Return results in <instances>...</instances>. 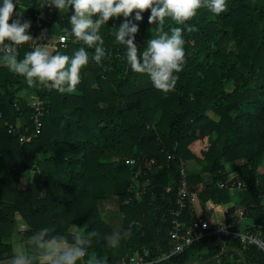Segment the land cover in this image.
Listing matches in <instances>:
<instances>
[{
    "label": "trees",
    "instance_id": "obj_1",
    "mask_svg": "<svg viewBox=\"0 0 264 264\" xmlns=\"http://www.w3.org/2000/svg\"><path fill=\"white\" fill-rule=\"evenodd\" d=\"M44 2L21 0L28 14ZM149 12L138 22V52L174 27L183 30L185 64L167 93L128 65L126 46L114 35L123 16L102 25L106 56L96 63L94 48L88 49L89 63L71 92L38 81L29 87L0 60V264L10 262L15 251L8 239L16 233L31 242L38 264L43 229L44 240L73 241L76 234L89 240L78 264H117L136 254L149 264H264V251L233 237L206 238L170 255L175 244L169 236L180 157L203 164L190 172L189 184L205 218L235 199L218 184L229 180L239 196L226 220H239L236 210L243 207L241 224L264 235V0H226L219 15L201 7L185 24L168 17L163 25L150 24ZM71 14V7L58 9L46 27L47 36H69L67 46L53 54L72 56L85 46L68 34ZM30 42L22 44L18 60L33 50ZM33 98L46 103L43 131L35 138ZM22 136L30 141L22 142ZM162 149L176 156L168 168H158L167 162ZM226 164H234V178ZM113 200L124 217L114 248L106 239L114 230L100 209V203ZM184 219L191 223L198 217L186 210Z\"/></svg>",
    "mask_w": 264,
    "mask_h": 264
},
{
    "label": "clouds",
    "instance_id": "obj_2",
    "mask_svg": "<svg viewBox=\"0 0 264 264\" xmlns=\"http://www.w3.org/2000/svg\"><path fill=\"white\" fill-rule=\"evenodd\" d=\"M50 5L59 10L71 7L68 34L82 41L86 47L81 46L72 56L52 54L47 48L36 47L18 60L15 46L31 39L28 32L31 22L23 19L21 0H0V60L9 70L23 76L29 87H36L38 81L45 88L61 93L75 90L80 83L81 69L90 60L88 49L94 48L91 60L96 63L106 56L101 27L110 19L121 16L123 22L114 35L119 44L126 46V61L131 70L147 74L158 90L165 93L174 90L179 79L177 74L185 64L183 30L174 27L170 35L165 33L151 39L147 49L138 52L135 39L140 27L138 22L144 20V12L150 10V24L158 22L163 25L166 17L177 24H185L201 7L216 15L226 10V0H50ZM192 30L188 28V31ZM46 232L47 229H43L39 236L42 252L37 258L38 264H78L86 256L85 245L90 244L89 240L79 234L73 237V241L65 237L44 240ZM106 239L109 247H117L121 242V232H113ZM33 259L23 252H14L10 264H33Z\"/></svg>",
    "mask_w": 264,
    "mask_h": 264
},
{
    "label": "built area",
    "instance_id": "obj_3",
    "mask_svg": "<svg viewBox=\"0 0 264 264\" xmlns=\"http://www.w3.org/2000/svg\"><path fill=\"white\" fill-rule=\"evenodd\" d=\"M57 10L54 6L50 5V0H45L44 5L41 9L27 15L28 21L31 22L30 28V43L34 49L36 47L47 48L52 54L61 48H65L69 41V36L61 34L59 36H47L46 27L49 22L54 18ZM63 41V42H62ZM5 43H8L7 41ZM21 45H16L17 56L20 54ZM2 47V46H0ZM35 113L33 115L34 130L32 137L35 138L40 135L43 131V118L46 112V103L35 98L32 102ZM16 127L12 124L9 125V132L14 133ZM22 142L30 141V137L22 136L20 138ZM162 151L167 155V162L160 164L158 168L170 167L176 156L173 152L166 149ZM130 163L135 165L137 163L136 158H131ZM150 164H156V159H151ZM178 171L179 176L177 180V194H176V209L173 211L170 221L171 229L169 236L174 242L175 247L170 255L181 253L186 247L201 243L206 238H216L217 240H223L227 237H233L241 242L248 243L256 246L259 250L264 251V235L263 230H252L251 228L243 226L242 217L239 216V220H216L211 221L209 218H205L203 213L196 214L197 205L199 203L198 194L193 191L189 184L190 169L188 161L180 157L178 159ZM218 184L222 188L234 189L237 187L236 183H230L229 180L218 181ZM138 184H133L131 191L136 189ZM172 190L170 185L167 191ZM131 199L127 200L126 203H130ZM186 210H189L193 215H197L198 220L188 223L185 220ZM169 254H164L163 258L168 257ZM117 264H149L146 259L141 255H134L130 259H123Z\"/></svg>",
    "mask_w": 264,
    "mask_h": 264
},
{
    "label": "rangeland",
    "instance_id": "obj_4",
    "mask_svg": "<svg viewBox=\"0 0 264 264\" xmlns=\"http://www.w3.org/2000/svg\"><path fill=\"white\" fill-rule=\"evenodd\" d=\"M51 53V52H50ZM35 98L32 99V102L34 101ZM216 114L215 113H210V117L212 118H216ZM194 160H188V165H189V169H190V172L192 170H198L201 169V166L203 167V164L199 165V163H197L196 161ZM197 163V164H196ZM195 164V165H194ZM227 166V169L228 171H230V173L232 172V168H234V164H226ZM264 171V163L262 164V166L260 167V172H263ZM235 174H233V172L231 173L230 175V179L231 178H234ZM232 192L234 193V198L233 201L231 203H234L233 206H235L236 204V200H238V193L235 191L236 188L234 189H231ZM236 192V193H235ZM200 202V201H199ZM197 205V209L200 211V204H196ZM232 206V207H233ZM100 209H101V213L104 217L105 220H107L114 232H119V230L121 229L122 227V221H123V215L122 214H119L118 213V208H117V201L116 200H113V201H107V202H103V203H100ZM236 213L238 214V216H244V208L243 207H238L237 210H236ZM217 214V215H216ZM219 213H215V216H212L211 217V221H216V220H219V218H222V217H219L218 216ZM215 217V218H214ZM72 231L75 233L77 232V228L76 227H73L72 228ZM17 245L19 244H23V247H24V243L22 241H19V243H16ZM16 245V246H17ZM26 250V249H25Z\"/></svg>",
    "mask_w": 264,
    "mask_h": 264
},
{
    "label": "crops",
    "instance_id": "obj_5",
    "mask_svg": "<svg viewBox=\"0 0 264 264\" xmlns=\"http://www.w3.org/2000/svg\"><path fill=\"white\" fill-rule=\"evenodd\" d=\"M17 7L19 8V6H17ZM27 15H28V9L26 7H24L23 18L27 17ZM198 204H200V202ZM233 204L234 203H229V204H224V205H220L219 207H217L215 213H219L220 216L219 215L218 216L222 217V218H219V220L223 221V220H226L228 218V216H227L228 209L231 208L233 206ZM196 209H197V207H196ZM200 213H203V209H202L201 205H200V211L197 209L196 214H200ZM215 213L213 214V216H215ZM210 219H211V217H210ZM243 222H244V220H243ZM8 240L13 244L15 252H23V253L31 255V256L34 255V253H32L30 250L31 242H26L20 233H16L13 237L9 238ZM19 241H22L24 243V247H23V244H20V245L16 244V243H19ZM9 263H10L9 260H6L2 264H9Z\"/></svg>",
    "mask_w": 264,
    "mask_h": 264
},
{
    "label": "water",
    "instance_id": "obj_6",
    "mask_svg": "<svg viewBox=\"0 0 264 264\" xmlns=\"http://www.w3.org/2000/svg\"><path fill=\"white\" fill-rule=\"evenodd\" d=\"M211 183V182H210Z\"/></svg>",
    "mask_w": 264,
    "mask_h": 264
}]
</instances>
